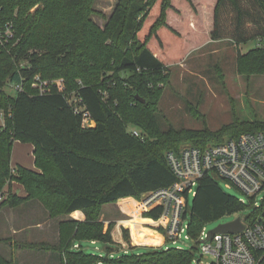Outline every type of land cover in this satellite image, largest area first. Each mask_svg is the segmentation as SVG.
Instances as JSON below:
<instances>
[{"label": "trees", "instance_id": "obj_1", "mask_svg": "<svg viewBox=\"0 0 264 264\" xmlns=\"http://www.w3.org/2000/svg\"><path fill=\"white\" fill-rule=\"evenodd\" d=\"M93 2L0 0V28L11 23L15 31L0 53V110L12 115L0 130V192L6 187L9 193L0 208H18L46 195L42 201L53 217L62 210L85 214L87 220L68 221L62 227L67 264H192L193 251L123 250L110 228L104 230L100 212L107 204L141 200L145 193L173 185L175 177L165 155L180 150L185 138H195L192 145L203 149L242 134L264 133V123L247 122L219 131L207 126L194 133L164 132L156 119L161 85H168L171 65L183 62L207 42L239 46L264 40V0H120L104 30L90 18ZM38 4L39 9L29 15L30 7ZM187 37L194 45L189 50L181 46ZM170 46L175 48L171 55ZM236 62L240 74L264 75V45L239 52ZM36 76L43 81L61 79L66 89L60 92L52 85L40 95L33 87ZM16 84H22L23 90L12 97L5 88ZM69 94L80 102L81 113L74 112ZM85 113L89 126L83 123ZM18 141L35 146L40 172L22 166L12 169L13 145ZM165 144L170 148L164 153ZM13 182L28 195L14 192ZM222 182L213 174L199 182L188 209V234L194 238L201 236L206 223L235 215L245 206ZM263 209L246 219L255 220ZM145 217L159 220L160 216L152 212ZM129 233L123 230L131 246ZM83 241L103 243L107 255L84 252ZM0 264L11 261L0 255Z\"/></svg>", "mask_w": 264, "mask_h": 264}, {"label": "rangeland", "instance_id": "obj_2", "mask_svg": "<svg viewBox=\"0 0 264 264\" xmlns=\"http://www.w3.org/2000/svg\"><path fill=\"white\" fill-rule=\"evenodd\" d=\"M119 1L94 0V11L90 17L91 20L100 29L104 30ZM39 7L40 4L30 7L28 14L36 12ZM200 8L201 6L198 7V9ZM187 9L190 10V7H187ZM16 12L17 9H14L13 15ZM10 36H15L14 26L11 23L0 28V53L8 43ZM192 40L191 37H187L181 41L183 44L181 46L184 49L194 46ZM166 42L169 45L174 44L167 38ZM263 45L264 40L262 42L252 40L239 46L229 41L205 43L199 49L189 53L183 62L171 65L167 69L169 83L165 86L161 85L163 94L156 114L161 129L164 132L175 129L190 130L194 133L195 131L204 130L207 126L213 131H219L224 126L235 125L239 122L264 123V75L247 76L240 74L236 62L239 52L246 54L256 47H263ZM168 49L170 55L174 54V46H170ZM5 91L12 97L16 96V92L11 86L6 87ZM73 97V94L68 95L70 102L75 103ZM2 111L6 112L3 109L0 110V112ZM5 125L3 124V118H0V130L4 129ZM195 143V138L188 137L179 146L183 148ZM169 148L170 146L165 144L163 147L164 153ZM221 185L225 187L229 194L244 201L245 206L235 215L225 216L220 220L206 223L204 229L207 233L222 224L235 221L238 217L245 219L247 216H251L256 211V207L264 208V192L249 201L238 188L231 185L226 188L223 182ZM27 195L26 192L23 197ZM43 199H46V195L24 202L18 208H12L9 205L0 208V255L8 258L11 264L69 263L65 249H63L65 243H63L62 238V227L68 221H85L87 220L86 216L83 213L81 215L80 213L64 214V210H62L57 216L53 217L50 214V209L43 203ZM135 200L136 203L132 199L121 200V207L117 202L104 206L100 215L102 216L103 213L104 221L109 222L108 224L102 223L105 227L110 228L114 240L117 241L116 226L119 221L126 220L124 224L131 227L134 235V240L132 238L134 244L132 243L131 246L136 244L149 245L155 235L146 225L155 226L156 223L147 218L142 219L140 222H131V219L125 214H130L133 217L138 215L139 209L137 207L139 204L137 203L140 200ZM189 203L192 206V198H190ZM120 208H123L125 213ZM9 217H11V220H9ZM185 224H189L188 218ZM12 226L16 227V231L11 230ZM107 229L104 228L105 231ZM186 234L190 237L189 240L183 238L177 242L176 246L171 243L166 246L189 252L193 251L194 260L192 264H210L213 261L211 257L205 255L202 257V250L198 244L200 239L194 238L188 233ZM81 245L84 252L88 254L107 255L105 252L106 245L101 242L93 245L89 241H83ZM131 246L128 243H122L123 250L127 249V252L131 251L134 254H144L148 249L134 248L129 250ZM118 249L119 247H117ZM10 253L12 254L10 255Z\"/></svg>", "mask_w": 264, "mask_h": 264}, {"label": "built area", "instance_id": "obj_3", "mask_svg": "<svg viewBox=\"0 0 264 264\" xmlns=\"http://www.w3.org/2000/svg\"><path fill=\"white\" fill-rule=\"evenodd\" d=\"M52 85L56 86L60 92L66 89L63 80L43 81L39 76L35 77L33 87L40 95H44L48 93ZM13 90L16 94L22 91V84L13 85ZM73 98L78 104L73 103L74 112L79 114L82 111L78 107L80 102L75 96ZM88 116L87 113L84 114V126L90 125ZM7 117H12L10 111L0 112L4 125ZM133 131L136 137H141L140 132ZM165 157L175 177L174 184L159 191L145 193L137 203L144 208L139 217L152 212L158 213L160 217L155 221V226L146 225L155 235L151 239V244L135 243V246L168 250L166 245L169 243L176 246L177 242L183 238L189 240L190 237L186 234L190 224L189 201L196 196L199 182L207 174H213L220 181L222 180L226 188L230 185L238 188L249 201L264 192V133L262 132H250L235 138H227L220 144H209L203 149L189 144L180 150L166 153ZM8 196L7 189L0 192V206L4 204ZM240 202L244 204V201L240 200ZM257 217L253 221L242 218L244 229L238 235L210 233L211 231L207 233L203 229L198 243L202 250V257L204 255L211 257L213 261L210 264H262L264 209ZM128 218L134 217L129 214ZM187 218L188 225L185 224Z\"/></svg>", "mask_w": 264, "mask_h": 264}, {"label": "crops", "instance_id": "obj_4", "mask_svg": "<svg viewBox=\"0 0 264 264\" xmlns=\"http://www.w3.org/2000/svg\"><path fill=\"white\" fill-rule=\"evenodd\" d=\"M207 43H211V42H207ZM213 44H215V43H213ZM13 146H14V148H13L12 157H11L12 168L22 166V167H25V168H27V169H29L31 171L40 172V170L36 166L35 155H34V151H35V146L34 145L28 144V143H21V142L18 141L16 143H14ZM12 189H13L14 192L18 193V195L20 194V196H23V195L26 194V192L24 191L23 186L20 185V184L15 183V182L12 183ZM128 199H132L136 203V200L134 198H128ZM128 199H122V200H128ZM120 201L121 200H119L117 202V204L121 207ZM120 209H122V211H123V208H120ZM125 214L127 215V213H125ZM139 218L146 219L145 214H144L143 217H139ZM104 219L105 218H104V215L102 213V216L100 215V221L101 222H104V224H108L109 221H104ZM147 219L152 220L154 222L156 221L155 219H151V218H147ZM9 220H11V217H9ZM125 222H126V220L119 221V223H118V225L116 226V229H115V231L118 233V235H117V241H116V239H115V241L118 244H120V245H122V243H124V242L127 244V242L125 240V236H123V230L130 231V233H131V235H130L131 236V239L133 238V240H134L133 231H131L130 227H127L124 224ZM105 228L107 229L108 226H106ZM11 230H13V232L16 231V227L15 226H12L11 227ZM133 240H132V242H133ZM93 245H95V244L93 243ZM134 247L135 248H144V247H140V246H134ZM12 253H13V251H12ZM12 253H10V255Z\"/></svg>", "mask_w": 264, "mask_h": 264}, {"label": "water", "instance_id": "obj_5", "mask_svg": "<svg viewBox=\"0 0 264 264\" xmlns=\"http://www.w3.org/2000/svg\"><path fill=\"white\" fill-rule=\"evenodd\" d=\"M138 101L145 102L140 98V96L136 95ZM244 229V224L242 223V217H238L235 221L222 224L221 226L217 227L215 230L211 231L210 233H229L238 235V233L242 232Z\"/></svg>", "mask_w": 264, "mask_h": 264}, {"label": "bare ground", "instance_id": "obj_6", "mask_svg": "<svg viewBox=\"0 0 264 264\" xmlns=\"http://www.w3.org/2000/svg\"><path fill=\"white\" fill-rule=\"evenodd\" d=\"M139 209V213L137 216H135L134 218L131 219V222H140L142 221L141 218H139V216L141 215V213L144 211V208L139 204V206L137 207ZM137 209V210H138Z\"/></svg>", "mask_w": 264, "mask_h": 264}]
</instances>
